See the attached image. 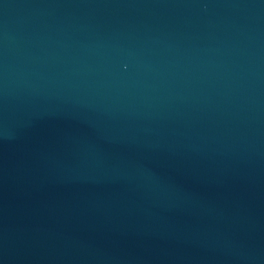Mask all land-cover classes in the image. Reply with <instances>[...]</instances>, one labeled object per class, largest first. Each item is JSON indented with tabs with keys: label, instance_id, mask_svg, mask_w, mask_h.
<instances>
[{
	"label": "water",
	"instance_id": "water-1",
	"mask_svg": "<svg viewBox=\"0 0 264 264\" xmlns=\"http://www.w3.org/2000/svg\"><path fill=\"white\" fill-rule=\"evenodd\" d=\"M0 264H264V0H0Z\"/></svg>",
	"mask_w": 264,
	"mask_h": 264
}]
</instances>
